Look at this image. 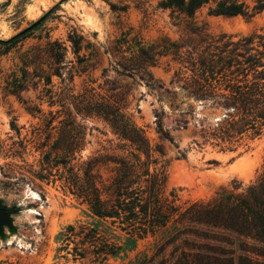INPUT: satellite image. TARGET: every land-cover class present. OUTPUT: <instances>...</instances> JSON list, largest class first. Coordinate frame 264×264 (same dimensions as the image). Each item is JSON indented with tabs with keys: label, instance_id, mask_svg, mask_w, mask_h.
<instances>
[{
	"label": "rangeland",
	"instance_id": "374dc122",
	"mask_svg": "<svg viewBox=\"0 0 264 264\" xmlns=\"http://www.w3.org/2000/svg\"><path fill=\"white\" fill-rule=\"evenodd\" d=\"M162 0H0V41L26 31L27 36L16 45L0 43V264H100L93 256L75 257L79 240L63 244L60 233L69 226L93 223L88 209L64 189L60 176L64 167L50 168L44 152L57 142L67 116L59 105L50 106L43 97L42 81L31 83L22 92L15 86L23 76L24 56L38 45L59 41L68 48L66 62L76 58L70 50L68 36H83L98 56L89 62L84 73L74 74V93L85 89L103 94V72L115 79L117 86L131 88L130 102L125 112L145 132L152 148L150 170L165 176L163 197L186 207L193 202H211L221 197H237L254 184L264 169V134L249 137L233 152L221 151L211 144L198 148L201 134L210 132L221 123V111L203 109L193 99L188 101L181 84L173 80L178 66L171 56L161 58L151 68L152 81L132 85L113 71L115 59L111 48L122 38L128 40L123 50L141 42L155 46L164 40L181 43L190 35L188 18H171L169 11L159 9ZM251 4V0H241ZM193 22L211 37L262 36L264 11L251 19L241 16L209 15V6L199 10ZM90 51L83 50L81 55ZM32 73L33 67L26 69ZM150 85V86H147ZM53 93L62 90L61 81L53 77ZM50 89V87H46ZM56 100V97H55ZM174 102L175 107H171ZM181 102H184L181 104ZM188 103L193 105L188 110ZM39 106L41 114L28 108ZM164 107L168 114L163 127L173 143L161 139L156 126V114ZM178 107V108H177ZM181 109V111H180ZM183 112V114L181 113ZM217 118H219L217 120ZM51 122V123H50ZM85 134V148L71 162L77 172L83 162L98 155L128 156L131 149L123 145L110 125L96 117H75ZM160 146L161 152L156 151ZM177 146V147H175ZM180 153L185 158H180ZM56 155L53 154L51 159ZM61 155H59L60 157ZM142 160L146 157L142 155ZM154 239L130 245L117 258L106 264H139L155 251ZM76 258V259H75Z\"/></svg>",
	"mask_w": 264,
	"mask_h": 264
},
{
	"label": "trees",
	"instance_id": "16d2710c",
	"mask_svg": "<svg viewBox=\"0 0 264 264\" xmlns=\"http://www.w3.org/2000/svg\"><path fill=\"white\" fill-rule=\"evenodd\" d=\"M207 6L209 15L251 19L264 11V0H251V4L241 0H162L158 7L169 11L171 18L192 21L191 36L181 43L164 40L155 46L136 42L125 50L123 46L129 41L119 39L111 48L115 59L112 68L120 78L131 79L133 85L144 78L152 81L150 69L158 66L161 58L171 56L170 61L178 66L173 80L181 84L186 101L191 98L204 110L222 112L221 123L201 134L202 141L195 140V145L201 149L211 144L233 152L245 139L264 134V34L208 36L193 22L196 13ZM24 33L0 43L16 45L27 37L22 36ZM67 41L76 64L66 62L69 48L65 43L38 45L24 56L23 76L15 86L19 93L34 80L35 87L44 81L43 97H48L50 106L59 105L67 116L57 142L44 152V160L50 168L52 163L53 167H64L66 171L60 176L64 189L87 207L94 221L67 227L60 233L63 244L79 240L75 257L90 255L100 264L148 237L154 239L155 251L139 264H264V169L257 181L237 197L193 202L186 207L164 198V173L150 170L151 163L157 164L149 160L150 143L125 112L131 88L117 86L106 70L105 83L100 87L103 94L85 89L76 95L70 86L73 72L84 74L98 52L83 36H68ZM83 50L90 53L81 55ZM31 67L33 71L28 73L26 69ZM54 76L61 81L59 94L52 90ZM171 107H175L174 102ZM192 109L188 103V110ZM28 110L42 113L39 106ZM167 114L164 107L156 114L157 131L161 139L173 143L163 127ZM76 116L104 120L124 143L119 148L131 149L129 155H98L75 172L70 164L85 148V134L80 125H75ZM156 151L162 153L160 146ZM53 154L56 156L51 159ZM180 158L185 154L180 153Z\"/></svg>",
	"mask_w": 264,
	"mask_h": 264
},
{
	"label": "water",
	"instance_id": "95a60500",
	"mask_svg": "<svg viewBox=\"0 0 264 264\" xmlns=\"http://www.w3.org/2000/svg\"><path fill=\"white\" fill-rule=\"evenodd\" d=\"M219 118H217V120H218ZM3 214H2V211L0 210V222H2L3 221Z\"/></svg>",
	"mask_w": 264,
	"mask_h": 264
}]
</instances>
